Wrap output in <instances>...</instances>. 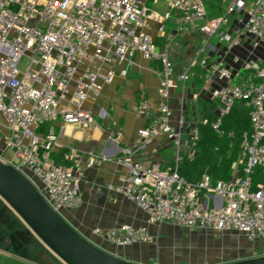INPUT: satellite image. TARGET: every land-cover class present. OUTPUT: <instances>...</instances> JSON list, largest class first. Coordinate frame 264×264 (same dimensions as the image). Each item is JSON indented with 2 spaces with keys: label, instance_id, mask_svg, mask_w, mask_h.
Listing matches in <instances>:
<instances>
[{
  "label": "built area",
  "instance_id": "1",
  "mask_svg": "<svg viewBox=\"0 0 264 264\" xmlns=\"http://www.w3.org/2000/svg\"><path fill=\"white\" fill-rule=\"evenodd\" d=\"M149 1L0 0V116L4 119L0 152L12 153L9 163L41 183L40 190L53 208H80L76 171L51 157L58 135L54 128L47 136L40 130L59 121L94 125L85 103L113 81L117 63L130 66L140 53L161 66L162 102L159 116L150 117V125L139 132L136 150L163 136L174 143L176 154L170 168L158 163L146 167L131 156L122 157L119 162L128 174L119 192L146 214L149 226L170 224L235 233L250 243L264 241V183H255L256 170L264 168V59L241 61L234 70L223 59L212 63V71L226 84L213 91L218 105L215 120L203 124L219 137L234 138L235 131L224 127V119L241 101L249 109L251 128L243 135L241 161L230 180L215 182L204 174L199 181H188L180 173L185 132L183 127H172L169 107L176 68L170 43L159 47L145 31L147 19L153 16ZM168 2L182 26L201 24L202 33L218 38L228 53L243 49L247 41L253 50L264 46V0H223L226 14L216 18H209L205 0ZM231 16H237V25L225 31ZM159 32H164L163 25ZM209 47L213 48L206 45L199 55ZM24 61L27 67L22 71ZM190 78V70L180 76L182 83ZM138 110L150 114L145 98L139 100ZM95 235L120 248L155 240L148 227L129 225L98 229Z\"/></svg>",
  "mask_w": 264,
  "mask_h": 264
},
{
  "label": "crops",
  "instance_id": "2",
  "mask_svg": "<svg viewBox=\"0 0 264 264\" xmlns=\"http://www.w3.org/2000/svg\"><path fill=\"white\" fill-rule=\"evenodd\" d=\"M205 1L210 2V0ZM218 1L225 4L223 0ZM250 1L254 2V0ZM153 3L154 9L150 8L153 16L147 19L145 31L156 39L159 47H162L165 43H169L178 31L173 32L172 35H168L165 31L159 32V28L165 21L161 15L163 9L170 11L172 9L168 0H154ZM173 12L180 23L179 15ZM225 14V9L223 13L217 14L210 10L209 18L225 16ZM227 22L224 30L230 31L237 25V16L229 17ZM191 26H201V24ZM192 33L185 36L187 44L192 43ZM200 36L205 38V44L201 50L206 45H211L213 48L209 47L199 55L194 52L195 46L193 47L194 44H192L189 49L185 45L182 52L173 51L172 53L176 68L174 77L176 88L172 90L169 102L172 113L171 125L175 129L183 127L185 136L192 129L198 132L199 121L206 113L214 115L218 113L213 91L225 85L226 81L212 71L211 65L215 60L223 59L225 65L234 70L240 67L245 55L240 57L245 54V51L247 56L256 57L251 59H264V46L253 50L252 45L247 41L243 49L228 53L226 46L221 44L218 38L209 39L202 33L201 28ZM204 60H207L206 65L203 64ZM123 70H126V75L122 73ZM186 70L191 71V78L188 82L182 83L180 76ZM160 72L159 63L150 62L142 54L137 53L132 58V65L117 63L113 81L99 96L85 103L84 110L93 115L94 125L84 127L80 124H63L59 121L53 126H47L43 131L40 130V135L47 136L51 128L59 129L58 139L52 152H66L65 160L67 155H71V160L66 161L70 162V167L78 176L82 205L75 210L61 209L63 217L96 246L137 264H181L182 261L173 249L171 253L160 249L162 244H171L173 235L170 231L181 228L170 224L149 226L146 214L119 192L128 174L127 169L119 162L122 157L131 156L133 161H140L146 167L156 163L163 168H170L173 165L176 147L166 137L160 136L149 143L145 149L136 150L139 132L150 125V117H157L160 114L159 106L162 102ZM141 98H145L150 105L149 115L138 110V102ZM0 121H4L1 116ZM188 148L189 144L185 141L184 156L193 158L195 150ZM3 152L5 153L3 159L9 162L13 154ZM122 225L135 228L148 227L155 240L152 243L120 248L95 235L98 229H113ZM235 235L244 241L243 246H232L231 249H227L232 253H229L231 258L216 264L259 257L264 254V241L250 243L243 235ZM198 264L206 263L201 260Z\"/></svg>",
  "mask_w": 264,
  "mask_h": 264
},
{
  "label": "water",
  "instance_id": "3",
  "mask_svg": "<svg viewBox=\"0 0 264 264\" xmlns=\"http://www.w3.org/2000/svg\"><path fill=\"white\" fill-rule=\"evenodd\" d=\"M3 152H0V156ZM0 197L47 249L35 259L26 249L19 258L34 264H137L113 255L82 236L44 197L37 181L0 157ZM225 264H264V255Z\"/></svg>",
  "mask_w": 264,
  "mask_h": 264
},
{
  "label": "rangeland",
  "instance_id": "4",
  "mask_svg": "<svg viewBox=\"0 0 264 264\" xmlns=\"http://www.w3.org/2000/svg\"><path fill=\"white\" fill-rule=\"evenodd\" d=\"M207 9L210 12L213 11L215 14L226 10V4L219 2L218 0H210L207 1ZM206 2V4H207ZM154 3L149 5V8L154 9ZM210 8V9H209ZM161 13L162 17L165 18L163 22L164 31L167 32L168 35H172L173 32H177V35H173L170 39L169 43L171 45V54L173 51L176 53L182 52L183 47L189 49V47L193 45L195 46V53H200L202 51V47L205 44V38L200 36V28L201 26H194L191 25L183 27L181 23L178 21V17L173 11L168 9H163ZM225 27H223L224 29ZM194 32V33H192ZM192 33L191 40L192 43L187 44V40L185 38L186 35ZM213 43H216L213 41ZM240 58L245 55L244 60H249L251 58H256L253 56H247V52H244ZM240 56V55H239ZM27 67V61H24L20 66V69L23 71ZM197 132L190 131L187 136H185V141L189 144L188 149H193L196 142L199 139V135L197 136ZM5 153H3V156ZM196 153H193L192 157H194ZM239 162L235 165L238 166ZM37 180L36 178H34ZM38 181V180H37ZM39 182V181H38ZM40 184V185H39ZM38 185L42 187L41 183L39 182ZM172 233V242L170 245H160V249L163 252H170L173 249V252L176 253L177 256L181 257L182 261L181 264H198L201 260H203L206 264H216L218 262H222L231 258L232 253L228 252L227 249H231L232 246H243L244 241L240 239L234 233H213L209 231H202L201 233L198 232H187L181 229H172L170 231ZM170 246V248H169ZM230 253V254H229ZM0 264H27L19 261H11L7 260L4 257H0Z\"/></svg>",
  "mask_w": 264,
  "mask_h": 264
},
{
  "label": "trees",
  "instance_id": "5",
  "mask_svg": "<svg viewBox=\"0 0 264 264\" xmlns=\"http://www.w3.org/2000/svg\"><path fill=\"white\" fill-rule=\"evenodd\" d=\"M154 0L149 1V5ZM216 115L206 113L201 117L198 124V135L200 136L193 150L196 155L193 158L184 156L180 173L181 176L191 182L201 179L204 174L212 176L215 182L228 181L232 178L233 168L242 157L243 135L250 131L251 121L249 109L244 102H237L232 111L224 119V127L235 131L234 138L219 137L209 126L204 125L203 121L208 119L214 121ZM47 126L41 128L46 129ZM59 134V129H55ZM66 152H52V159L63 166L70 167V162L65 160ZM242 172L243 166H239ZM264 183V168H258L255 175V183Z\"/></svg>",
  "mask_w": 264,
  "mask_h": 264
},
{
  "label": "flooded vegetation",
  "instance_id": "6",
  "mask_svg": "<svg viewBox=\"0 0 264 264\" xmlns=\"http://www.w3.org/2000/svg\"><path fill=\"white\" fill-rule=\"evenodd\" d=\"M187 231L199 232L196 230ZM23 249H26L33 259L38 253L47 252L44 245L35 236L28 233L26 225L0 197V257L11 261L34 264L19 258Z\"/></svg>",
  "mask_w": 264,
  "mask_h": 264
}]
</instances>
